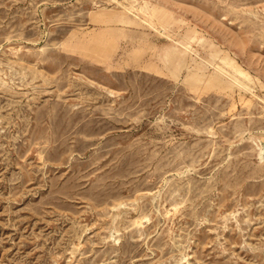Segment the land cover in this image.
<instances>
[{"label": "rangeland", "instance_id": "1", "mask_svg": "<svg viewBox=\"0 0 264 264\" xmlns=\"http://www.w3.org/2000/svg\"><path fill=\"white\" fill-rule=\"evenodd\" d=\"M0 264H264V0H0Z\"/></svg>", "mask_w": 264, "mask_h": 264}]
</instances>
